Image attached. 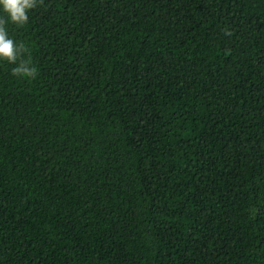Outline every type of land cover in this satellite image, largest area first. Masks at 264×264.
<instances>
[{
    "label": "trees",
    "instance_id": "obj_1",
    "mask_svg": "<svg viewBox=\"0 0 264 264\" xmlns=\"http://www.w3.org/2000/svg\"><path fill=\"white\" fill-rule=\"evenodd\" d=\"M5 21L0 264H264V0H38Z\"/></svg>",
    "mask_w": 264,
    "mask_h": 264
},
{
    "label": "clouds",
    "instance_id": "obj_2",
    "mask_svg": "<svg viewBox=\"0 0 264 264\" xmlns=\"http://www.w3.org/2000/svg\"><path fill=\"white\" fill-rule=\"evenodd\" d=\"M37 4L38 0H0V14L6 16L8 22L23 26L29 21V11L37 7ZM24 51V46L10 37L5 21L0 20V63L14 65V76L35 78L37 69L29 60L20 59Z\"/></svg>",
    "mask_w": 264,
    "mask_h": 264
}]
</instances>
